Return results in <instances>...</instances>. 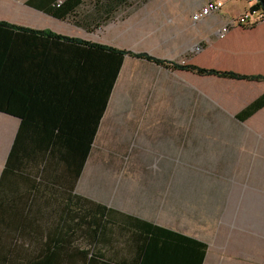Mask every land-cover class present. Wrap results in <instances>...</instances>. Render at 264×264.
Segmentation results:
<instances>
[{"label":"crops","instance_id":"obj_1","mask_svg":"<svg viewBox=\"0 0 264 264\" xmlns=\"http://www.w3.org/2000/svg\"><path fill=\"white\" fill-rule=\"evenodd\" d=\"M208 1L83 0L59 19L0 0L20 29L0 25V264L91 257L97 218L120 264H264V106L240 118L264 80L189 69L264 77V25L222 39L250 5L194 22ZM92 43L161 62L125 56L103 111Z\"/></svg>","mask_w":264,"mask_h":264},{"label":"trees","instance_id":"obj_2","mask_svg":"<svg viewBox=\"0 0 264 264\" xmlns=\"http://www.w3.org/2000/svg\"><path fill=\"white\" fill-rule=\"evenodd\" d=\"M56 1V3L53 6L45 7L46 4L42 5H37L34 4L33 0H31L30 5H32L35 8H40L44 12L48 13L50 16L59 18V19H66L69 15L73 14L74 9L79 6V4L82 3L83 0H52ZM256 9H261L264 11V0L260 2V4L256 7ZM1 26H9L12 28H16L17 31L20 29L17 28L14 25H10L7 23H1ZM70 40V39H69ZM71 40H77V39H71ZM91 50L92 54L91 56H95V59L99 58L101 61L104 62L105 66V72H104V102H103V111H105L106 108V103L108 102L110 93L113 89V86H115L116 79L118 77V73L121 70L123 61L125 56L129 57H138L142 58L145 60H153L157 61L160 63L158 59L152 58L147 54H135L134 52L127 51V50H119L115 48H111L109 46H102V45H96L95 43L91 44ZM103 58V59H102ZM191 71H195L199 74H205V75H218L221 77H226V78H234L236 80H252V81H260L264 80V77L260 76H246V75H239L234 72H221V71H216V70H205V68H200V67H195L192 66L189 68ZM100 84V83H99ZM264 106V95L256 101L252 106L250 105L249 107L246 108V110L240 115V118L245 119L249 117L250 115L252 116L256 110ZM0 110H5L4 107H0ZM102 209V210H101ZM98 211L100 212L101 217L105 216V223H107V217L109 213H112V211H107L106 208L98 206ZM100 220L97 218V228L96 232L101 230L99 233V236L96 234L95 235V240L96 244L95 247L93 248V253L92 256L89 257L88 254H85L84 252H79V255L76 258L69 257L63 255L62 257H57V256H52V255H47L43 258V262L39 261L36 264H52L51 261L54 259V264H57V259L59 258L60 262L59 264H120V259L117 256V247L115 246V252H114V257L107 258L105 257L104 253L100 251V248L97 249L96 246L103 244V238L105 235V224L102 225ZM66 241H64L65 243ZM63 243V244H64ZM89 253V252H87ZM1 254V253H0ZM17 256H20L21 254H16ZM33 258H37L38 255H30ZM41 258V255H39ZM4 261L3 258L0 259V262ZM202 261L198 264H201Z\"/></svg>","mask_w":264,"mask_h":264},{"label":"built area","instance_id":"obj_3","mask_svg":"<svg viewBox=\"0 0 264 264\" xmlns=\"http://www.w3.org/2000/svg\"><path fill=\"white\" fill-rule=\"evenodd\" d=\"M230 1L233 0H209L200 8V10H197L193 14V21L198 22L205 19L206 17L208 18L209 16L224 8L225 4ZM245 1L250 5V8L240 17L230 20V22H228L224 27H221L218 32L220 38H225L231 28L236 26L256 27L259 25H264V11L261 9H256L262 0ZM182 63H185V61H182Z\"/></svg>","mask_w":264,"mask_h":264},{"label":"rangeland","instance_id":"obj_4","mask_svg":"<svg viewBox=\"0 0 264 264\" xmlns=\"http://www.w3.org/2000/svg\"><path fill=\"white\" fill-rule=\"evenodd\" d=\"M137 1V0H136ZM133 2H134V0H133Z\"/></svg>","mask_w":264,"mask_h":264}]
</instances>
